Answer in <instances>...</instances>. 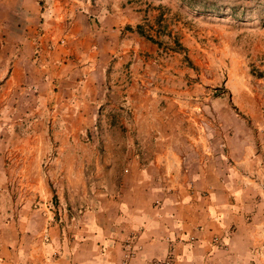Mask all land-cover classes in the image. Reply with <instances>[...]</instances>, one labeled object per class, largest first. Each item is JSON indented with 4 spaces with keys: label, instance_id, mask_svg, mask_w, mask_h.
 I'll use <instances>...</instances> for the list:
<instances>
[{
    "label": "crops",
    "instance_id": "1",
    "mask_svg": "<svg viewBox=\"0 0 264 264\" xmlns=\"http://www.w3.org/2000/svg\"><path fill=\"white\" fill-rule=\"evenodd\" d=\"M24 12L0 25V264H264V51L190 66L178 21L168 52L74 64L61 17Z\"/></svg>",
    "mask_w": 264,
    "mask_h": 264
},
{
    "label": "rangeland",
    "instance_id": "2",
    "mask_svg": "<svg viewBox=\"0 0 264 264\" xmlns=\"http://www.w3.org/2000/svg\"><path fill=\"white\" fill-rule=\"evenodd\" d=\"M33 1L40 3L45 17L57 15L63 20L64 32L59 41V49L62 51L59 54L60 60H68L74 64L86 63L88 53L94 49L98 57L104 50L109 51L110 44H120L119 41L124 38L129 43L137 38L160 42L163 43L162 51L168 52L173 49V43H177V39L171 38L170 32L178 21L189 28L184 38L190 46L182 48L185 49V58L190 66H194L195 59H200L201 62L212 60L221 68L230 66L234 61L232 54L223 53L225 50L222 51L221 48H240L239 55L244 57L245 62H249L247 57L251 50L257 49L260 53L264 51V0ZM28 3L30 0H0V22H3L0 25L11 29L13 27L7 25L16 26L17 21L23 18L19 15H24ZM119 19L132 20L134 23L139 21L141 32L133 33L132 27L136 29L138 24L127 21L120 24L123 25L122 30H117ZM161 20L159 27L157 21ZM107 27L109 33L106 32ZM74 29L79 33L77 39L68 35ZM181 43L178 42L180 45ZM69 46L78 48L76 54L68 50ZM200 48L208 49L204 51ZM51 50L52 46L49 51ZM102 110L104 113V107ZM88 140H91L88 133L81 134V141ZM51 158L53 155L48 161Z\"/></svg>",
    "mask_w": 264,
    "mask_h": 264
},
{
    "label": "built area",
    "instance_id": "3",
    "mask_svg": "<svg viewBox=\"0 0 264 264\" xmlns=\"http://www.w3.org/2000/svg\"><path fill=\"white\" fill-rule=\"evenodd\" d=\"M133 247L130 246L129 244L126 245V257H129L133 254ZM149 264H170V261L165 260V261H159V260H152Z\"/></svg>",
    "mask_w": 264,
    "mask_h": 264
},
{
    "label": "trees",
    "instance_id": "4",
    "mask_svg": "<svg viewBox=\"0 0 264 264\" xmlns=\"http://www.w3.org/2000/svg\"><path fill=\"white\" fill-rule=\"evenodd\" d=\"M128 28H131V27H128ZM136 30H137L138 33L141 32V31H140V27H139V25H136Z\"/></svg>",
    "mask_w": 264,
    "mask_h": 264
}]
</instances>
